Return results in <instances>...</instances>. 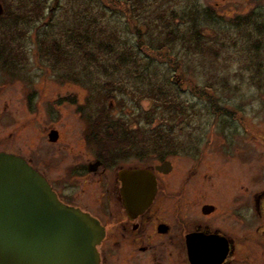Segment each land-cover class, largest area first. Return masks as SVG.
Wrapping results in <instances>:
<instances>
[{
    "label": "rangeland",
    "instance_id": "1",
    "mask_svg": "<svg viewBox=\"0 0 264 264\" xmlns=\"http://www.w3.org/2000/svg\"><path fill=\"white\" fill-rule=\"evenodd\" d=\"M2 1L24 11L38 2L39 14L16 23L27 57L17 63L21 75L0 72V150L24 157L61 196L80 205L96 201L100 179L81 172L95 157L87 118L102 104L127 131H168L174 143L167 150L175 153L169 159L183 175L185 197L211 199L218 183L247 185L248 196L261 183L264 189V0H141L131 15L115 0ZM246 15L250 23L234 24ZM36 35L58 41L64 60L36 54ZM101 39L111 51L98 50ZM88 49L95 59L84 55ZM73 73L78 82L62 79ZM164 97L179 104L180 118L168 119L158 101ZM194 149L200 155L192 156ZM157 158L152 153L122 165Z\"/></svg>",
    "mask_w": 264,
    "mask_h": 264
},
{
    "label": "flooded vegetation",
    "instance_id": "2",
    "mask_svg": "<svg viewBox=\"0 0 264 264\" xmlns=\"http://www.w3.org/2000/svg\"><path fill=\"white\" fill-rule=\"evenodd\" d=\"M166 148L149 152L158 158L147 165H122V160L128 161L132 155L128 159L116 157L110 166L94 157L90 162L99 160L102 164L89 171L88 162L81 175L100 179L95 203H74L51 186L63 203L89 213L103 227L97 246L99 264H264L262 183L252 196L247 195V185L221 187L218 183L211 189V199L187 198L183 175L174 172L169 159L175 153ZM190 153L200 155V150ZM164 162L167 165H162ZM134 168L149 169L156 180L154 198L135 214L128 213L123 203L120 178L121 170ZM197 186L194 184L195 189Z\"/></svg>",
    "mask_w": 264,
    "mask_h": 264
},
{
    "label": "water",
    "instance_id": "3",
    "mask_svg": "<svg viewBox=\"0 0 264 264\" xmlns=\"http://www.w3.org/2000/svg\"><path fill=\"white\" fill-rule=\"evenodd\" d=\"M57 137L50 130L49 140ZM101 164L89 162L88 170ZM120 178L128 213L143 211L156 192L152 172L125 169ZM103 235L96 218L63 203L24 157L0 150V264H99Z\"/></svg>",
    "mask_w": 264,
    "mask_h": 264
},
{
    "label": "trees",
    "instance_id": "4",
    "mask_svg": "<svg viewBox=\"0 0 264 264\" xmlns=\"http://www.w3.org/2000/svg\"><path fill=\"white\" fill-rule=\"evenodd\" d=\"M117 3L125 5V9L129 11L130 15L134 9L137 7L141 0H115ZM2 4V13L0 14V72H3L9 78H12L17 75H21L16 66L19 60H24L26 57L25 52L21 48V43L18 40L20 30L17 27L16 23L19 20L28 16L32 18L39 14V4L38 2L33 3L30 7L22 10H10L7 4ZM129 15V16H130ZM130 20V19H129ZM251 19L248 16H237L234 20V24L240 23H250ZM131 28L134 32L138 34L139 44L143 43L141 38V33L136 24L131 22ZM255 29L258 32L263 29L261 23H255ZM22 33V32H21ZM16 34H18L16 38ZM92 36L90 34H85L84 39L90 43ZM34 43L36 44V54L44 55L45 59L50 55H55L56 61L64 60V55L61 50V45L56 40L46 41L42 37L34 36ZM77 44H81L79 41ZM97 48L100 52L103 50L111 51L112 45L111 42L107 39H101L97 42ZM124 53H122L118 59L122 62ZM84 55L90 59H95V55L92 51L85 50ZM62 79H67L69 81L78 82V77L73 73L72 75H65ZM104 86H113V83L106 82ZM111 88V87H110ZM208 94V93H206ZM163 97V96H162ZM107 100H111V96L105 94ZM160 98V97H159ZM165 98V97H164ZM68 102H73L75 99L72 97L65 98ZM160 106L165 108L170 112L172 118H180L179 111L182 109L179 107V104L174 101L172 103L171 99H166L163 101L158 100ZM118 105V104H117ZM120 105V102H119ZM171 105V107H169ZM81 109V107H80ZM79 109V110H80ZM111 108L108 104H102L101 108L98 110L97 114L94 116H89L87 118V132H86V142L95 152V157L103 161L106 166H110L114 158H124L128 159L130 155L133 157L142 160L149 156V152L161 151L163 148L170 147V144L173 142L170 138H155L148 137L147 135H156L160 137L161 135H168L167 130L157 127L154 131H149L144 127L136 128L135 132L127 131L125 129L126 122L119 118H114L110 114ZM130 135L134 136L131 137ZM159 143L166 144L165 146L158 145ZM167 149V148H166Z\"/></svg>",
    "mask_w": 264,
    "mask_h": 264
}]
</instances>
